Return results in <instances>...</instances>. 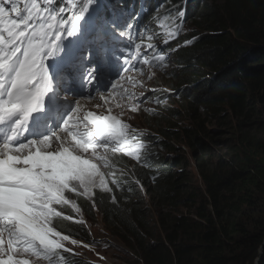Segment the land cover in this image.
Listing matches in <instances>:
<instances>
[{
	"label": "trees",
	"instance_id": "16d2710c",
	"mask_svg": "<svg viewBox=\"0 0 264 264\" xmlns=\"http://www.w3.org/2000/svg\"><path fill=\"white\" fill-rule=\"evenodd\" d=\"M106 3L133 17L140 14L148 30L134 34L137 44H146L151 32L164 41L167 32L158 22L173 5L184 9L183 23L188 20L195 28L183 35L180 31L167 45L162 41L166 50L172 49L173 61L168 64L166 57L154 66L162 67L165 82L186 101L185 117L191 121L181 130L199 161L203 190L191 186L181 173L180 157L172 165L158 151L141 152L139 167L137 160L116 159L119 187L111 184V192L97 189L95 202L78 197L76 203L88 220L95 218L96 210L104 227L132 249L134 264H253L264 240V136L256 134L264 130V0ZM180 38L192 43L177 47ZM208 115L235 121L220 124L223 138L209 137ZM147 122L155 128L153 119ZM215 144L225 148L224 155L216 161L200 157L219 148ZM129 167L140 171L141 191L125 172ZM66 211L70 220L59 219L57 227L87 241L84 223L71 207ZM66 254L74 264H91Z\"/></svg>",
	"mask_w": 264,
	"mask_h": 264
},
{
	"label": "snow or ice",
	"instance_id": "6c2138e0",
	"mask_svg": "<svg viewBox=\"0 0 264 264\" xmlns=\"http://www.w3.org/2000/svg\"><path fill=\"white\" fill-rule=\"evenodd\" d=\"M166 12L165 45L185 15L178 5ZM139 16L104 0H0V264H74L62 254L71 252L64 242L79 241L52 226L54 218L69 219L58 209L79 211L67 194L111 192L102 171L112 167L109 152L141 160L145 145L133 147L135 130L108 100L101 96L98 105L105 115L85 111L80 99L94 92L132 97L120 90L123 73L165 61L152 43L135 45L131 56L134 34L148 30Z\"/></svg>",
	"mask_w": 264,
	"mask_h": 264
},
{
	"label": "rangeland",
	"instance_id": "374dc122",
	"mask_svg": "<svg viewBox=\"0 0 264 264\" xmlns=\"http://www.w3.org/2000/svg\"><path fill=\"white\" fill-rule=\"evenodd\" d=\"M165 16L164 18L159 20V25H161V28L168 32L170 31L169 24L166 20ZM179 22V21H178ZM195 29L193 26H191L190 21L185 20L184 23H182V29L181 34H185V32ZM181 35V36H182ZM149 37H154L152 39H149ZM145 45L152 43L157 46V48H163L164 49V55L169 58L167 63H171L173 60L170 56V52L166 50V47L164 46L162 39L157 37L156 33H149L146 40ZM185 41L182 40V38L179 39V41L176 43L177 47L179 46H186ZM144 45V44H141ZM188 45V44H187ZM143 48V47H142ZM140 49L139 51L143 53L145 49ZM137 50H134L132 48L131 56L134 57L136 55ZM151 55V54H150ZM133 61L130 59L129 63H132ZM162 67L158 66H152L151 68L147 66H141V72H127L123 73L125 75L124 80L121 81L120 86H124V88L133 93L132 97H125L123 101L119 104L120 107H118L116 114L120 116V118L123 121H129V125L131 126V129H134L135 132L134 135H144L148 138H154L157 139L156 141H148L150 147L154 148L156 151H158L161 155H163L165 158H168V160L173 165V159L176 157H180V166L179 169L181 173L185 174L187 177L188 182L191 184V186H197L199 189L203 190L202 186V179L200 175L198 174V167L197 164L199 161L196 159V156L191 148L187 146V136L184 132H182V127L186 124H190L191 119L189 117H185V105L186 101L185 99L177 96L176 91L172 88V85L165 82V79L163 78V73L161 70ZM133 80L135 83H133ZM155 91H152V90ZM125 91V90H124ZM107 92L101 93V92H94L91 99H81V103L84 106L85 111H92V112H100L103 109H97L92 108L93 107V101L95 99H99L101 96L105 95ZM155 97L158 95L160 97L159 103L153 102L150 100H146L144 97L146 96H152ZM84 98H87L84 96ZM139 102V104H136L135 108L136 111H132V108H130L131 104H135V102ZM85 105H84V104ZM141 103V104H140ZM143 103V104H142ZM93 104V105H92ZM111 104V103H110ZM142 105H149L146 109L140 108ZM112 108H116L114 104H111ZM155 109H158V107L161 108V116L160 117H154L153 115L148 116L147 114H155ZM93 109V110H91ZM178 110L180 113H176L174 110ZM116 110V109H115ZM154 112V113H152ZM163 112V113H162ZM108 113L105 112V115ZM153 119L155 123V130L159 133H151V128H149V123L147 122L148 119ZM161 119L163 122H165L164 126L159 123V121L155 119ZM223 121L232 122L235 121L231 116L226 117L225 119L221 121H217V117L215 116H206V122H205V128L207 132L209 133V137H215V138H223L222 132L220 131V124ZM260 138H263L264 136V130L263 132H257L256 133ZM164 139V140H163ZM206 141L209 140V138H205ZM170 142V143H169ZM169 143L168 146L166 144ZM220 145V144H215ZM221 145H225L222 143ZM257 150V148H255ZM155 151V152H156ZM225 148L219 147L215 149L214 152H212L210 155H201L200 157H204L205 159H209L210 161H216L218 158V155H224ZM114 156L112 153L110 154ZM142 165L140 161H138V166ZM174 170L176 168H173ZM125 172L131 175L132 182L135 186H138V191H141L140 186V171H138V168H124ZM105 179L108 182V186L110 185L111 181L109 180V175H105ZM137 181L139 183H137ZM192 187V188H193ZM110 188V186H109ZM100 188L93 189V193ZM83 197V196H79ZM264 197V196H263ZM261 197V198H263ZM69 199L74 200L76 202V197L74 196H68ZM94 206V203H92ZM77 205V203H76ZM68 207H71L70 205ZM79 211H74V209L71 207V210L73 211L74 215L76 216L79 221L83 222L88 230V236L89 239L87 241L77 240L79 241V245H72L69 242H64L65 246L71 249V252L69 253L72 258H75L76 260L83 261L85 263H91V264H134L133 261H135L136 256L134 255V252L132 249H130L127 245H125L123 242L118 240L116 236H114L109 230H107L100 218V215L94 211L95 218H91L90 220L87 219V216L85 215V211L80 209ZM66 208L62 209V213L67 214L65 211ZM182 211V210H181ZM192 210H188V213H190ZM187 213L184 211V214ZM86 216V217H85ZM90 221V222H88ZM53 226L54 223H53ZM56 227V226H55ZM73 239V238H72ZM89 241V242H88ZM85 242V243H84ZM89 244V245H88ZM87 245V247H85ZM256 257L254 258L253 264H264V240L262 241V244L260 247L256 250ZM34 261H36V258H33ZM36 264H47L44 262L43 259H39L36 261Z\"/></svg>",
	"mask_w": 264,
	"mask_h": 264
},
{
	"label": "bare ground",
	"instance_id": "6f19581e",
	"mask_svg": "<svg viewBox=\"0 0 264 264\" xmlns=\"http://www.w3.org/2000/svg\"><path fill=\"white\" fill-rule=\"evenodd\" d=\"M107 1H112V0H105L104 1V3H106ZM118 11V8L116 9V12ZM143 49V48H142ZM126 75V74H125ZM124 75V76H125ZM126 90V89H125ZM82 99H88V98H84V97H82ZM113 100H114V102H115V106L117 105V104H119V102H120V100L121 99H119L116 95H114V97H113ZM84 104V103H83ZM85 105V104H84ZM93 105V104H92ZM104 105V104H103ZM101 109H103V108H101ZM116 109V108H115ZM91 110H93V109H91ZM90 111V110H89ZM103 111V113H105L106 111H104V109L103 110H101L99 113H101ZM152 113H154V112H152ZM139 137L141 136V135H138ZM114 156H112V155H110L111 157H113V158H117L116 156H122L123 154H121V153H119V152H115V153H112ZM98 193H100V192H98ZM96 194V193H95ZM77 197V196H76ZM88 200V199H87ZM91 200V199H90ZM93 200V199H92ZM94 201V200H93ZM96 201V200H95ZM94 201V202H95ZM95 204V203H94ZM78 205V204H77ZM80 205V204H79ZM78 205V206H79ZM95 205H97V204H95ZM90 206V205H89ZM91 207V206H90ZM97 207V206H96ZM84 210V209H83ZM87 214H88V212H87ZM85 215H86V213H85ZM86 217V216H85ZM101 217V216H100ZM74 218V217H73ZM70 220V219H69ZM79 220V219H78ZM88 222H90V221H88ZM55 223V222H54ZM90 237V236H89ZM86 241V240H85ZM89 242V241H88ZM85 243V242H84ZM80 244V243H79ZM78 244V245H79ZM89 245V244H88ZM62 254L63 255H65V256H67V254L66 253H63L62 252ZM44 262H46L47 263V261H45L44 260Z\"/></svg>",
	"mask_w": 264,
	"mask_h": 264
},
{
	"label": "clouds",
	"instance_id": "9594fccd",
	"mask_svg": "<svg viewBox=\"0 0 264 264\" xmlns=\"http://www.w3.org/2000/svg\"><path fill=\"white\" fill-rule=\"evenodd\" d=\"M163 113V112H162ZM157 120V119H156ZM157 121H159V120H157ZM159 123H161V125H163L164 126V124H165V122H163L161 119H160V121H159ZM120 158V157H119ZM119 158H116V159H119ZM116 159H115V162H114V164H116ZM99 190V189H98ZM71 237V236H70ZM72 238V237H71ZM73 239H75V238H73ZM76 240V239H75ZM77 240H79V239H77Z\"/></svg>",
	"mask_w": 264,
	"mask_h": 264
},
{
	"label": "water",
	"instance_id": "95a60500",
	"mask_svg": "<svg viewBox=\"0 0 264 264\" xmlns=\"http://www.w3.org/2000/svg\"><path fill=\"white\" fill-rule=\"evenodd\" d=\"M218 147H221V146H218ZM262 244V243H261Z\"/></svg>",
	"mask_w": 264,
	"mask_h": 264
}]
</instances>
